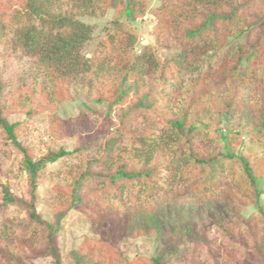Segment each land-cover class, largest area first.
<instances>
[{"label": "trees", "instance_id": "trees-1", "mask_svg": "<svg viewBox=\"0 0 264 264\" xmlns=\"http://www.w3.org/2000/svg\"><path fill=\"white\" fill-rule=\"evenodd\" d=\"M111 1L0 0L5 55L30 61L24 72L9 65L0 70V143L10 142L22 156L28 187V197H19L9 183L0 185V264H35L38 257L50 264H209L205 238L171 263L159 256L129 260L111 245L108 217L123 218L128 237L161 234L156 210L143 203L181 192L204 206L255 205L242 223L218 222L217 233L224 262L253 256L264 264V148L254 158L240 130L232 128L220 136L221 147L207 150L201 136L210 135L195 120L207 107L231 113L254 94L250 141L264 139V0H162L151 11L155 44L144 45L134 25L148 3L117 0L112 7ZM111 7L115 19L96 40L86 18ZM174 44L180 45L174 55L157 56L158 46ZM79 86L95 93V103L106 104L107 129L71 152L49 150L34 158L18 139L21 123L10 118L47 109L51 132L61 134L53 105L72 98ZM76 155L81 162L72 182L52 188L56 209L47 221L37 210L46 166ZM11 207L25 216H8ZM72 211L99 220V234L85 236L66 260L57 237Z\"/></svg>", "mask_w": 264, "mask_h": 264}, {"label": "rangeland", "instance_id": "rangeland-1", "mask_svg": "<svg viewBox=\"0 0 264 264\" xmlns=\"http://www.w3.org/2000/svg\"><path fill=\"white\" fill-rule=\"evenodd\" d=\"M116 1H111L112 7ZM145 1L148 3V11L144 17H139L134 25L138 32V42L141 45L155 44L154 28L156 23L151 11L159 7L162 2V0ZM112 7L104 15L86 18L93 25L96 40L104 38V28L109 25L111 20L115 19V10ZM67 10L68 7L65 6L57 13H64ZM179 50V44H174L170 48L158 46L157 56L170 57ZM89 51L88 48L86 51L84 50V53ZM29 62L18 55H9L8 53L5 55L4 46L2 43L0 44V70L9 65L16 72H24ZM7 71L5 70V73ZM42 77H45L43 70L40 73V78ZM94 97L95 93H90L88 86H79L72 91V98L53 105V107L55 106L53 112L60 119L61 134L51 132L49 114L51 111L47 109L33 117L16 114L10 118V121L21 123L17 131L18 139L30 149L34 158L42 157L49 150L64 149L71 152L78 145H85L95 133L107 129L106 104L95 103ZM255 100L256 96L250 95L242 106H236L231 113H218L211 107L202 110L195 120H198V125H201L210 135L201 136L202 146L207 150L221 147L220 136L228 134L232 128H237L247 143L246 152L254 158H259L260 151L262 147L264 148V139L254 143L250 141V136L255 131V124L250 112L251 105ZM183 103L184 101L180 105ZM1 137L0 131V140ZM21 160L22 156L17 153L10 142L0 143V185L9 183L19 197H28L26 175L20 169ZM80 162L81 159L76 155L73 158L65 159L63 163L46 166L50 171L43 175L44 182L40 184L37 192V210L45 220L52 221L56 209L52 188L58 184L71 183L77 174L76 168L80 166ZM2 196L0 187V201ZM198 199L189 197L187 192H181L176 197L171 196L169 200H165L162 196L145 201L143 206L152 207L157 212L162 226L161 234L150 232L145 235L128 237L122 230L123 218L116 214L108 217L107 233L111 236L114 233V237L110 240L111 245L122 251L129 260H133L137 255L159 256L163 263H171L180 259L191 242L205 238L210 251L209 264H257L254 262L257 259L253 256H250L249 260L243 258L235 262H224L217 233L218 222L240 221L242 223L244 218L250 217L255 212V205L243 208L224 203L204 206L197 202ZM113 205L121 206L117 201H113ZM8 213V216H16L19 219L25 216L24 212L15 207H11ZM98 225L99 220L97 219H90L79 211L70 212L62 221V227L57 237V244L64 259L69 260V253L79 246L85 236L97 237L99 234ZM15 247L17 251L27 253L22 246L15 245ZM35 264H50V259L38 257L35 259Z\"/></svg>", "mask_w": 264, "mask_h": 264}]
</instances>
